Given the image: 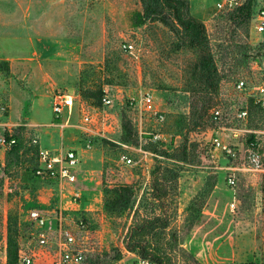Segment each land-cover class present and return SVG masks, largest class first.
<instances>
[{"label": "rangeland", "instance_id": "1", "mask_svg": "<svg viewBox=\"0 0 264 264\" xmlns=\"http://www.w3.org/2000/svg\"><path fill=\"white\" fill-rule=\"evenodd\" d=\"M188 1L206 48L159 20L131 26L139 0H0V123L22 140L15 163L5 161L10 148L0 147V264L8 225L17 243L33 231L31 208L46 210L51 226L62 212L84 250L80 264H157L124 248L135 211L167 220L165 230L144 236L163 264H264V110L234 87L240 78L252 84L264 77V32L255 30L264 0H250L251 11L240 15L217 11L216 0ZM204 52L216 69L208 80L199 67ZM104 90L110 107L101 103ZM60 92L75 104L54 122L50 102ZM146 92L162 121L142 109ZM242 104L246 120L235 118ZM216 107L222 116L213 120ZM104 110L113 125L94 134ZM83 111L95 123L85 126ZM28 113L38 123L29 124ZM217 137L230 153L212 143ZM41 144L77 146L82 159L73 184L34 176ZM122 154L133 161L122 162ZM123 186L132 194L126 208L115 204ZM74 189L81 196L71 203Z\"/></svg>", "mask_w": 264, "mask_h": 264}, {"label": "built area", "instance_id": "2", "mask_svg": "<svg viewBox=\"0 0 264 264\" xmlns=\"http://www.w3.org/2000/svg\"><path fill=\"white\" fill-rule=\"evenodd\" d=\"M247 0H216L214 2V8L217 11H224L227 13L236 14L238 9ZM255 30L258 33L264 32V8L258 9L255 13ZM135 45L131 42H125L123 44L124 49L132 51ZM259 71L264 72V55L260 57L258 64ZM237 90L241 92H248V95L252 102L259 108L264 110V77L256 78L251 84L245 79H238L235 82ZM112 96L104 90L101 97V103L104 107H110L112 104ZM142 109L156 117L157 120L162 121L164 119L163 113L157 109L153 95L149 92L144 93L139 100ZM74 106V96L65 92H60L53 95L52 112L56 118L63 115L64 110L71 112ZM2 107L0 106V111ZM248 106L242 104L235 113V118L238 120H246L248 118ZM212 114L214 119L218 120L222 114L218 107H216ZM106 110L102 112V123L99 131L96 134L104 135L109 131L105 129L111 127L113 124L112 117H108ZM105 117H107L105 119ZM108 124L107 121L108 120ZM84 125L95 123V116L90 112L85 111L82 115ZM101 133V134H100ZM109 133V132H108ZM15 134L7 133L5 130L0 129V147L10 148L15 143ZM154 139L158 137V134H153ZM33 145L38 143L37 138H33L31 142ZM212 143L217 147L226 149L228 153L230 150L226 148V145H221L222 141L219 137L213 138ZM84 147H90V141L84 143ZM233 155V154H232ZM36 164L33 169L34 176L43 182H63L67 184H73L76 181V171L82 158H80L77 150L75 149H51L38 145L36 152ZM122 162L131 163L133 159L122 154L120 156ZM252 162H256L255 157L250 159ZM228 183L233 186L235 184L234 174H229L227 177ZM81 194L77 189H74L70 202L76 203ZM233 209L234 203L230 204ZM28 222L32 226L33 231L29 233V237L18 241L17 251V264H80L84 258V250L78 244L76 231L72 229V225L66 222L67 218L62 215V212L55 213V222L51 226L49 213L41 208H31L28 211ZM76 224V223H75ZM80 227H84L82 221L79 222ZM78 226V227H79ZM29 238V239H28ZM21 241V242H20ZM139 264H153L149 260L140 259Z\"/></svg>", "mask_w": 264, "mask_h": 264}, {"label": "trees", "instance_id": "3", "mask_svg": "<svg viewBox=\"0 0 264 264\" xmlns=\"http://www.w3.org/2000/svg\"><path fill=\"white\" fill-rule=\"evenodd\" d=\"M141 4L140 10H133L130 13V24L133 27L144 25L147 21L159 20L164 24H169L172 28L184 34V37L191 46L206 48V35L202 23L197 21L190 13L188 0H139ZM251 2L247 0L237 11L236 15L251 11ZM235 15V14H234ZM199 67L206 75L208 80L216 73V69L208 54L201 56ZM216 79L213 83H217ZM212 119L214 115L212 114ZM54 122H60L59 118H54ZM122 127L125 132L131 130L129 123L122 120ZM15 143L6 152L5 161L15 163L17 155L22 146V140L19 135L15 134ZM115 204L119 207L126 208L129 204L132 194L129 188L123 186L116 190ZM134 222L128 228L127 240L124 243V248L127 251L135 252L141 258H151L157 261V264H163L161 256L154 252L151 244L146 241L144 236L160 233L168 226L166 219L157 215L154 217L139 218L138 211L133 213ZM18 243L11 225L7 228V240L5 247V264H17ZM152 262V261H150ZM153 263V262H152ZM154 264V263H153Z\"/></svg>", "mask_w": 264, "mask_h": 264}, {"label": "crops", "instance_id": "4", "mask_svg": "<svg viewBox=\"0 0 264 264\" xmlns=\"http://www.w3.org/2000/svg\"><path fill=\"white\" fill-rule=\"evenodd\" d=\"M40 99L38 98V101H39ZM41 101V100H40ZM52 101H53V97L51 98V108H52ZM74 104H75V96H74ZM73 109V108H72ZM72 111V110H71ZM83 112H85V111H83ZM23 113V112H22ZM64 114V113H63ZM19 115H20V113H19ZM52 115H53V117L54 118H56L55 116H54V114H53V112H52ZM63 116V115H62ZM62 116L61 117H59V119H62ZM26 118H28V123L29 124H35V123H38L37 122V120H35V117L33 116V117H31V114L30 113H28V115L26 116ZM6 128V124L5 123H0V129H5ZM84 129H85V131H87L88 133H92L93 132V130H90V129H88V128H85L84 127ZM94 134H95V132H93ZM57 137H59L60 138V136H57ZM62 141V140H61ZM55 142V141H54ZM53 142V143H54ZM44 146L45 147V144H41V146ZM70 146H72V147H67V148H64V147H61V148H64V149H75V150H77V152H78V154H79V156H80V158H81V154L79 153V150L77 149V148H75V147H77V146H75V145H70ZM73 146H75V147H73ZM48 148H51V149H61V148H58V147H56V145H55V147H53V146H50V147H48Z\"/></svg>", "mask_w": 264, "mask_h": 264}]
</instances>
